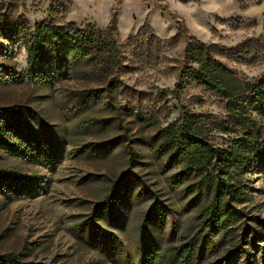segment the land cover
I'll list each match as a JSON object with an SVG mask.
<instances>
[{
  "label": "rangeland",
  "instance_id": "rangeland-1",
  "mask_svg": "<svg viewBox=\"0 0 264 264\" xmlns=\"http://www.w3.org/2000/svg\"><path fill=\"white\" fill-rule=\"evenodd\" d=\"M1 3L4 15L32 28L48 21L105 29L113 21L121 66L114 80L84 60L66 78L33 82L26 47L12 34L0 38V254L40 264H132L146 249L171 252L195 239L206 246L195 264H264V166L244 171L243 194L229 201L239 212L208 232L201 224L212 196L197 193V177L179 175L163 138L183 104L224 113L225 101L192 84L176 98L188 42L181 25L194 40L226 48L221 59L254 82L264 75V0ZM212 134L219 146L234 137Z\"/></svg>",
  "mask_w": 264,
  "mask_h": 264
},
{
  "label": "trees",
  "instance_id": "trees-1",
  "mask_svg": "<svg viewBox=\"0 0 264 264\" xmlns=\"http://www.w3.org/2000/svg\"><path fill=\"white\" fill-rule=\"evenodd\" d=\"M4 8L1 3L0 38L12 34L26 47V75L31 81L45 83L53 78H66L71 68L84 60L101 65L114 80L121 66V55L119 34L113 21L105 29L93 26L83 29L48 21L32 28L24 21L4 15ZM180 32L188 42L178 72L176 98L180 99L192 84L201 89L200 93L225 101L224 113L215 115L183 104L181 118L163 128V138L171 150L170 161L180 168L179 175L197 177V193L212 196L201 228L214 232L225 228L239 212L231 208L229 201L241 198L244 171L255 165L264 166V126L258 122V118L264 119V75L254 82L243 80L221 59L228 54L226 48L194 40L185 24L181 25ZM0 49H4L2 44ZM193 97L197 101L203 99V95ZM212 132H228L234 137L230 145L219 146L213 141ZM152 212L147 222L153 217ZM148 234L144 227L143 243ZM199 242L190 239L171 252L146 249L132 264H195L206 249L205 245L198 247ZM0 259L10 264H40L24 262L13 252L0 254ZM246 264L253 262L247 260Z\"/></svg>",
  "mask_w": 264,
  "mask_h": 264
}]
</instances>
